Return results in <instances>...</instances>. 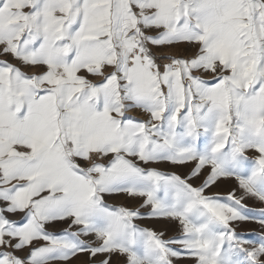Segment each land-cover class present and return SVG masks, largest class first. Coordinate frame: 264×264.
Wrapping results in <instances>:
<instances>
[{"label":"snow or ice","instance_id":"1","mask_svg":"<svg viewBox=\"0 0 264 264\" xmlns=\"http://www.w3.org/2000/svg\"><path fill=\"white\" fill-rule=\"evenodd\" d=\"M248 199L264 0H0V264H264Z\"/></svg>","mask_w":264,"mask_h":264},{"label":"rangeland","instance_id":"2","mask_svg":"<svg viewBox=\"0 0 264 264\" xmlns=\"http://www.w3.org/2000/svg\"><path fill=\"white\" fill-rule=\"evenodd\" d=\"M158 167L164 168L166 170H175V171H185L184 169H172L169 166L166 165H158ZM195 183H199V181H195ZM229 183L234 182H222L218 187H215L212 189V191H220L223 192L224 189L228 186ZM110 203H116V204H124L126 206H135L140 201L138 199H132L125 196H113L109 198ZM245 203L253 209H259L261 207H264V204H261L258 200L255 199H248L245 201ZM142 226L145 227H151L154 228L157 231L163 230L166 232L167 235L171 236L176 231L174 224H166L161 221L156 220H144L141 222ZM66 225H60V227H65ZM239 230L246 232V233H258L259 232V226L257 224L253 223H245L239 226ZM85 257L81 256L78 259H73L70 264H80V261L84 260ZM180 264H193L190 260H183L180 262Z\"/></svg>","mask_w":264,"mask_h":264}]
</instances>
